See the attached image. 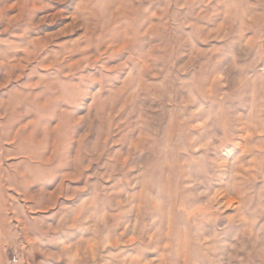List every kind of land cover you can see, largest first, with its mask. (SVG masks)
<instances>
[{
  "label": "rangeland",
  "instance_id": "1",
  "mask_svg": "<svg viewBox=\"0 0 264 264\" xmlns=\"http://www.w3.org/2000/svg\"><path fill=\"white\" fill-rule=\"evenodd\" d=\"M264 264V0H0V264Z\"/></svg>",
  "mask_w": 264,
  "mask_h": 264
},
{
  "label": "built area",
  "instance_id": "2",
  "mask_svg": "<svg viewBox=\"0 0 264 264\" xmlns=\"http://www.w3.org/2000/svg\"><path fill=\"white\" fill-rule=\"evenodd\" d=\"M11 262L12 264H29L26 262L21 254L17 250H13L11 253Z\"/></svg>",
  "mask_w": 264,
  "mask_h": 264
}]
</instances>
